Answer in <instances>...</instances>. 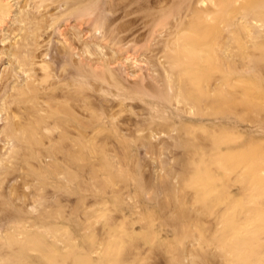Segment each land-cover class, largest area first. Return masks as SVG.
Returning a JSON list of instances; mask_svg holds the SVG:
<instances>
[{"label":"rangeland","instance_id":"obj_1","mask_svg":"<svg viewBox=\"0 0 264 264\" xmlns=\"http://www.w3.org/2000/svg\"><path fill=\"white\" fill-rule=\"evenodd\" d=\"M106 1L0 0V264H264L263 22L224 26L248 31L231 57L227 39L175 42L169 0H123L108 24ZM51 107L7 162L8 113Z\"/></svg>","mask_w":264,"mask_h":264},{"label":"bare ground","instance_id":"obj_2","mask_svg":"<svg viewBox=\"0 0 264 264\" xmlns=\"http://www.w3.org/2000/svg\"><path fill=\"white\" fill-rule=\"evenodd\" d=\"M232 1L233 0H169V2H171L169 4L170 7H168V10L165 12V16L166 18L170 19V22H175L172 28L174 32H172L171 30V34L175 33V37H173L175 39V42H177L178 44H181V42H185L186 44H202L203 42H209L211 46L215 44H221L220 46H223V42L225 41V39H227L230 43L229 46L237 49L236 53H229V55L231 57H233L234 55L243 57L242 52L248 49V47L246 46V36L248 35V31L245 25L238 26L232 32V35H228L223 32L224 26L231 23L234 16L241 12V9H251L253 14H255L264 24V0H246L244 3L241 2L234 5ZM106 2L108 3L107 10L110 11V14L105 16H97L98 22L104 21L106 24H108L107 22L115 20L119 15L125 16V13L130 8L131 3V1L129 3H125V1L123 0L121 3L118 0H107ZM194 3L205 4L206 6L205 8H202L201 6L197 7L194 6ZM97 9V15H99V13L103 11V7L99 5ZM87 11L88 10L83 11V13L79 15V17L84 19ZM209 16L210 18L208 19ZM110 24L111 23H109V25ZM117 34L119 33H114V30H112V32H104L102 36H106L111 40L115 38H124L123 34ZM257 37L258 36L254 37L251 41L252 46L255 50H257L256 54L262 55V57H264V37H261V39L259 40H255L257 39ZM141 39L143 38L141 37ZM250 54L255 55V52L251 51ZM13 55L16 57V59H18L19 66H22L23 62L22 59H20V52L15 49L13 50ZM81 60L83 61V59ZM79 67L78 71L80 70L81 75L84 76L87 72L85 69V64L80 65ZM230 72L232 71L230 70ZM75 73L77 74L78 72ZM36 89H38V87L34 86V84L30 86L28 83H26V89L20 91L21 93L17 95V100L19 101V103L24 102H21V100H23L25 96H30L25 99V101H28V99H33L32 101H34L35 97H33V95L31 94L36 95ZM15 103L17 104L18 102ZM32 105L34 106V108L37 107V103L35 101ZM17 107L21 108L20 106ZM12 110L14 111L17 109ZM45 113L46 117H39L38 112L34 111V113H32L30 116L33 119H29L31 122L30 125H23L24 122H22V124L21 122L19 123V121H17L20 118L18 116L19 114L14 113L10 115V113H8V118L12 116L11 118L13 119V123L11 122L9 126H7V128L3 130V133L5 134L6 138H8L9 140H13L16 143L15 145H12L9 156L7 158V162H9L11 157L18 159V152L20 150L26 151V141H28L29 144L37 143L39 137L37 127L41 123H45L46 118L53 120V115L58 114L59 111H56L55 107H51L48 110L46 109ZM61 113H63L62 115H64L66 119L73 116L71 111L66 108H63L61 110ZM54 123L56 124L58 122L54 121ZM48 129H50V127H48ZM63 131H65V133H62V136H64V140L70 138L68 134L70 133L69 129L64 128ZM15 164L11 163L10 167H4V169H6V171L8 172L9 169L11 170L18 168L15 166ZM8 241L13 242V237H11Z\"/></svg>","mask_w":264,"mask_h":264}]
</instances>
